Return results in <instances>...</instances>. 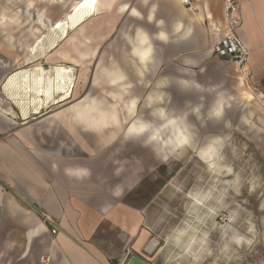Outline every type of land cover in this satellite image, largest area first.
I'll use <instances>...</instances> for the list:
<instances>
[{"label": "crops", "instance_id": "crops-1", "mask_svg": "<svg viewBox=\"0 0 264 264\" xmlns=\"http://www.w3.org/2000/svg\"><path fill=\"white\" fill-rule=\"evenodd\" d=\"M81 1L0 0V245L8 243L5 235L12 237L10 243L16 248L28 239L51 243V250L49 246L44 250L53 256L49 264H121L131 255L138 254L146 259L141 252L153 236L156 221L152 210L148 205L133 203L131 179L103 192L106 189L99 183L102 177L95 172L99 163L94 158L96 153L113 146L119 140V133L113 136L112 127L97 132L76 125L71 127L72 131H66L70 127L63 126L50 132V128L38 124L47 115L62 114L58 106L25 120L22 112L4 94V85L15 71L36 65L49 69L61 64L60 50L72 49L65 41L57 49L29 61L32 57L29 46L37 37L32 30L47 31L36 22L40 15L45 16L49 25L50 22L55 24L66 20ZM191 1L194 10L186 8L181 0H99L100 10L71 34L87 42L82 46L84 51L97 52L93 59L100 65L116 68L126 75V80L132 83L129 89L132 94L125 97L142 98L160 71L165 75L164 79L173 76L170 73L174 64L183 78L191 75L194 78L195 74H200L198 69L221 68L227 63V60L212 55V49L225 33L223 0ZM104 3H112L113 7L104 9L101 7ZM126 6L127 9H123ZM240 8L243 26L239 33L250 51L243 70L250 72L252 78L263 79L264 19L260 18L264 15V0L241 1ZM133 11H139L142 16H135ZM196 13L203 21H198ZM150 14L155 17L152 22L148 20ZM160 21L163 24L158 27ZM178 21L184 26L180 33L174 31ZM190 26L191 35L181 39ZM138 27L149 33L165 31L170 36L168 43L153 36L154 57L147 67L131 54L128 37L134 35ZM161 98L159 93L150 95L149 104L155 105ZM160 109L153 113L160 122L158 125L152 122V125L154 129L159 128L161 134L148 146H154L161 157L194 147V137L186 121L169 117L167 113L166 119H161ZM169 120L175 123L169 124ZM18 122L22 123L19 125ZM181 134L189 140L188 144L180 143ZM147 138L148 134L136 139L144 142ZM211 150L218 151L217 157H220V141L214 140L198 150L199 159L207 163L205 153ZM69 168L87 169L90 175L83 178L69 176L65 172ZM117 188L121 191L119 196L113 194ZM202 208L199 213L205 211ZM175 253H169L167 258L178 262L182 252ZM161 257L159 253L153 255L150 264H173ZM13 264L42 263L35 259Z\"/></svg>", "mask_w": 264, "mask_h": 264}, {"label": "rangeland", "instance_id": "rangeland-1", "mask_svg": "<svg viewBox=\"0 0 264 264\" xmlns=\"http://www.w3.org/2000/svg\"><path fill=\"white\" fill-rule=\"evenodd\" d=\"M263 17L262 14L260 19L263 20ZM46 30L40 36H50V30ZM84 64L81 62V67L75 71L77 82L74 100L58 106V111L64 112L87 96L103 98L108 104L112 99L109 93H119V89L109 86L106 81L101 84L103 86H96L100 62L93 59ZM175 66L170 71L173 76L168 79H164L165 75L161 71L158 73L157 79L147 89L148 93L139 97L136 117L127 121L123 130H114V133H119V140L113 146L96 153L94 158L99 163L95 172H99L102 177L99 180L101 188L106 189L102 191L131 179L133 203L148 205L152 210L156 221L153 236L141 252L147 258L137 255L148 264L153 263L150 257L153 258L157 253L161 254L165 262L192 264L190 258L176 262L167 256L178 250L182 252L188 236L194 233L197 238L208 233V246L213 252L212 256L206 257L200 264H264V78H252L250 72L231 61H227L221 68L210 67L205 71L198 69L200 74H195L194 78L192 75L183 78ZM158 93L162 98L155 105H150L149 96ZM220 100L226 101L224 113L221 118H216L211 113ZM158 108L165 109L169 117L186 121L194 137V147L161 157L155 152L154 146H145L142 140L136 138L126 139L127 128L133 124L139 125L141 120L158 125L160 119L153 114ZM61 115H47L38 125L50 128V132L63 126L70 127L66 131H72L70 119ZM214 140L220 141L221 155L217 157L216 170H210L209 162H202L197 152ZM217 174L219 177H215ZM236 176L241 180L239 194L231 184ZM195 193L210 195L207 203L204 202L198 209L191 198ZM202 207L205 208L202 213L208 212L209 218L199 213ZM233 213L238 214L237 219L230 222L227 218ZM197 217L202 220L199 221ZM249 221L255 224L254 233L247 231ZM227 223H231L240 234L252 239L253 243L243 246L233 244L226 253L223 252L228 238L233 235L229 231L228 237L224 236L222 226ZM181 232L185 235L181 236ZM5 236L8 243L0 245V264L35 259H40L41 263L43 259L51 262L52 254L44 252L48 246L51 250V243L28 239L16 248L15 244L10 243L12 237ZM177 237L180 239L179 245ZM100 240L103 243L102 238ZM152 242L156 247L153 255H149L146 248ZM130 258L121 264H127Z\"/></svg>", "mask_w": 264, "mask_h": 264}, {"label": "bare ground", "instance_id": "bare-ground-1", "mask_svg": "<svg viewBox=\"0 0 264 264\" xmlns=\"http://www.w3.org/2000/svg\"><path fill=\"white\" fill-rule=\"evenodd\" d=\"M89 2L90 0H82L75 6L73 12L71 11L72 14H70L66 20H60V22L55 24L51 25L50 22L49 25L45 16L42 15L38 18L39 20H36L39 26L50 30L51 34L50 36L42 37L40 36L42 34L41 29L39 30L37 28L32 30L33 35L37 37L29 46L32 55V57L29 58V61L38 56L45 55L50 50L57 49L61 40L65 41L66 44L69 43V45L72 46V49L67 50L66 48V50L59 52V59L60 61L62 60L59 65L51 66L50 69H44L41 65H36L29 69L21 68L8 78L4 85V94L7 95L11 102L22 112L23 119H31L32 115H42L52 106H62L63 104L74 100L76 96L75 89L77 82V77H75V67H81V62L84 64L85 60H88L89 58L93 59V57L97 55L96 51H93L92 53L84 51L82 46L86 45L87 42L79 36H73L71 34L76 31L77 26L83 24L89 17H92V15L100 10L98 5L99 0H97L95 10L92 7L87 6ZM125 8L127 9V6L123 7V9ZM133 12L135 13L136 11ZM196 15H198V21H203V18L199 13H196ZM177 23H182V21H178ZM191 28L192 26H190V28L188 27V29ZM142 66L147 67L148 65ZM115 70L117 69L113 67L106 68L105 66L100 65L99 70L96 73V86L98 87L101 85L103 81L108 83L107 72ZM122 85L126 86L132 84L125 80L122 82ZM112 87L119 89L118 92H120L119 86ZM133 98L137 99L139 103L140 99L137 96H132L130 98L124 97L121 101H117L112 97L113 100L111 99L109 102L110 104H107L103 98L87 96L78 101V103L68 107L62 113L61 117L69 118L73 125L81 126L84 129L94 130L89 127V124L98 113L92 112L90 109L98 107L100 111H110L113 107L119 105V107H116V111L119 116L120 125L109 126L106 128L109 129L112 127L116 131H121L127 121L136 117L138 107L136 108L135 114L128 112L126 107L127 103ZM104 129L105 128H102L101 130ZM112 135L115 136V133H112ZM217 159V157H214L211 160H208L210 166L216 164ZM221 170L222 169L220 168V175L222 174ZM215 177H219V174L215 175ZM195 206L197 207L198 205ZM202 216L209 217V213L204 212L202 213ZM198 218L199 217H197V219ZM198 220L201 221L202 219ZM195 235L196 233L192 235L190 234L188 240Z\"/></svg>", "mask_w": 264, "mask_h": 264}, {"label": "clouds", "instance_id": "clouds-1", "mask_svg": "<svg viewBox=\"0 0 264 264\" xmlns=\"http://www.w3.org/2000/svg\"><path fill=\"white\" fill-rule=\"evenodd\" d=\"M147 2V0H145ZM88 7H92L94 10L97 6V0H90ZM104 9H111L113 7L112 3H104L101 5ZM153 13L155 12V9L152 10ZM135 16L140 17L142 16V13L139 11H136L134 13ZM155 17L153 14H150L148 16L149 22L154 21ZM160 24H163V21H160L158 23V27ZM182 23H177L174 27V31L176 33H180L183 29ZM191 35V29H189L187 32H184L183 36H181V39H187ZM155 36V39L162 41L164 43H168L170 41V36L165 31H160L158 33H149L147 30H145L143 27H138L136 29V32L134 35L129 36V42L132 45L131 47V54L136 57L139 62L142 65L147 66L154 57V46L152 42V38ZM143 75V73H141ZM108 77V84L110 86H119L120 92L119 93H109L115 100L121 101L123 98L127 95H129V89L131 88V85H122V82L127 79L126 75L120 71H108L107 72ZM162 87H167L168 85H161ZM219 106L216 107L213 112L211 113L212 116L220 118L222 117L224 113V104L226 101L220 100ZM138 100L133 98L131 99L126 107L128 112L135 114L136 108H137ZM116 107H119V105H116L113 107L110 111H100L98 107H93L90 109L92 112H97V116L93 118L91 123L89 124V127L94 129L95 131L99 132L102 128H106L109 126H119L120 120L118 113L116 111ZM195 111V109L193 110ZM159 117L161 119H166V111L161 108L158 113ZM169 124H174V120H169ZM146 134H148V138L144 141L145 146L150 145L153 141H156L159 139L161 130L159 128H153V125L150 121H144L140 123L139 125L133 124L132 126L127 128L126 131V139H132L137 137H143ZM180 143L181 144H188L189 140L181 134ZM219 156L218 151L211 150L210 152L205 153V159L211 160L214 157ZM222 158V157H221ZM210 170H216L215 164L211 165ZM231 171V170H229ZM65 172L69 176H76L78 178H83L85 176L90 175V171L87 169H77L73 170L71 168L65 169ZM232 187H234L237 194L240 193L241 190V180L239 176L235 177V180L231 182ZM114 195L119 196L121 195V191L119 188H117L114 193ZM192 200L195 202V205H203L206 200L210 198V195H202L201 193H195L191 195ZM191 215L192 212H189ZM237 213L231 214L227 219L230 222H234L237 219ZM224 228V236L228 237V232L231 231L233 235L228 238V243L224 245V248L222 249L223 252H227L229 247L233 244L237 246H243L244 244L251 245L253 243L252 239H249L246 235L240 234L238 230L232 227L231 223L224 224L222 226ZM249 233L255 232V224L249 221V227L247 229ZM181 236L185 235V233L181 232ZM208 233H204L202 238H197L196 236H192L186 243L182 246V255L180 256V259H187L190 258L192 261V264H200L203 260H205L206 257H210L213 255L212 250L208 246ZM180 244V239L177 237V245Z\"/></svg>", "mask_w": 264, "mask_h": 264}, {"label": "built area", "instance_id": "built-area-1", "mask_svg": "<svg viewBox=\"0 0 264 264\" xmlns=\"http://www.w3.org/2000/svg\"><path fill=\"white\" fill-rule=\"evenodd\" d=\"M182 4L190 10L193 9L191 0H181ZM241 1L250 0H223L225 33L220 43L212 49V55L231 61L240 67H245L250 58V51L240 37L242 28ZM49 259H43L42 264H49Z\"/></svg>", "mask_w": 264, "mask_h": 264}, {"label": "water", "instance_id": "water-1", "mask_svg": "<svg viewBox=\"0 0 264 264\" xmlns=\"http://www.w3.org/2000/svg\"><path fill=\"white\" fill-rule=\"evenodd\" d=\"M156 247V245L154 244V242H152L151 244H149V246H147L146 250L147 253L149 255H153V249ZM127 264H148L146 263V261H144L142 258H140L137 255H133L130 260L128 261Z\"/></svg>", "mask_w": 264, "mask_h": 264}]
</instances>
